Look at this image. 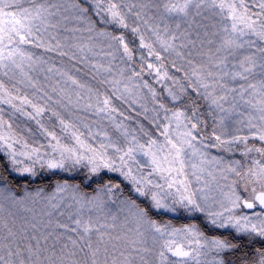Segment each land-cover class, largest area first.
I'll return each instance as SVG.
<instances>
[{
  "label": "snow or ice",
  "instance_id": "snow-or-ice-1",
  "mask_svg": "<svg viewBox=\"0 0 264 264\" xmlns=\"http://www.w3.org/2000/svg\"><path fill=\"white\" fill-rule=\"evenodd\" d=\"M0 264H264V0H0Z\"/></svg>",
  "mask_w": 264,
  "mask_h": 264
}]
</instances>
